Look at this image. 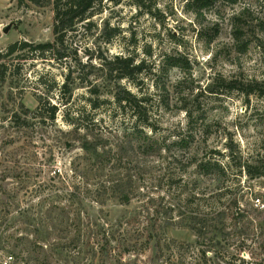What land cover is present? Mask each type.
I'll list each match as a JSON object with an SVG mask.
<instances>
[{
	"label": "rangeland",
	"instance_id": "rangeland-1",
	"mask_svg": "<svg viewBox=\"0 0 264 264\" xmlns=\"http://www.w3.org/2000/svg\"><path fill=\"white\" fill-rule=\"evenodd\" d=\"M195 3L194 0H103L90 17L92 26L82 22L67 32L64 43L57 49L63 52V57H37L29 48L22 53L27 60L17 62L15 54L11 56L14 60L9 70L14 71L17 62L20 75L11 74L0 94V233L7 239L1 260L4 261L15 235L31 236V226L25 228L20 222L22 216L19 215L20 220L17 218L19 210L28 209V215L33 217L47 215L52 206L66 205L65 195L77 186L81 191L88 188L96 192L101 183L108 185L111 177L128 171L139 186L135 192L138 196L129 204L115 198H105L104 204H99L89 197L79 207L83 214L90 212L115 231L112 258L104 264L264 263V177L251 178L244 171L233 169L226 188L218 186L212 173H199L197 166L210 150L224 153L222 158L217 154V159L228 162L226 144L245 160L263 151L264 7L256 0H212L198 10ZM244 8L252 15L239 22L241 36L236 41L232 17ZM53 17V0H0V50L15 42L51 41ZM105 21L119 29L109 41L102 34ZM8 25L9 30L4 32ZM125 51L145 61L143 72L133 82L124 79L121 83L133 92L143 91L150 96L157 120L156 132L152 133L155 138L165 139L168 145L180 136H188L189 130L192 132L193 140L187 148L172 146L169 152L182 160L181 170L163 148L162 156L145 158L142 175L135 159L115 166L107 164L100 171L91 159L94 166L89 171L88 159L81 162L78 159L83 157V151L63 144L71 137L63 133L68 134L72 128L62 118L67 107L85 105L88 113L91 111L95 119L101 120L102 126L107 127L103 137L112 150L123 140L122 128L131 127L132 122L122 123L125 115L113 103L110 93L103 96L109 101L90 109L85 98L89 95L87 84H83L74 90V102L65 107L59 102L58 91L45 94L35 79L45 74L48 80L61 83L68 72L75 77L94 79L87 64H98L100 54L111 57ZM176 58L182 65L169 67L161 76L160 83L167 89L162 93L169 101L168 107L162 108L158 105L159 92L153 86L154 73L158 70L159 74L166 60ZM94 73L99 78L92 82L111 83L112 80L105 81L102 72ZM231 81L237 88L230 87ZM250 86L255 90L247 94ZM40 94L60 105L55 124L42 123L30 114L25 126H16L12 117L15 112L21 113L19 104L33 111ZM193 153L196 161L190 164ZM77 163L80 172L86 171V177L75 176L73 165ZM168 173L173 175L168 177ZM220 190L237 194V204L227 205L226 198L223 199L222 207L232 209L229 219L220 232L199 237L194 229L198 225L184 219L183 213L202 210L189 201L195 202V197L208 191ZM51 194L56 198L51 199ZM186 198L189 200L185 203ZM72 207L76 210V205ZM166 207L175 210L165 214ZM56 234L47 236L49 243L57 239ZM150 236L160 240L162 253L156 251L154 242L148 244ZM74 253L75 249L66 253L67 259L55 254L52 264H89V260L75 262Z\"/></svg>",
	"mask_w": 264,
	"mask_h": 264
},
{
	"label": "trees",
	"instance_id": "trees-1",
	"mask_svg": "<svg viewBox=\"0 0 264 264\" xmlns=\"http://www.w3.org/2000/svg\"><path fill=\"white\" fill-rule=\"evenodd\" d=\"M103 0H53V39L51 41L28 43L27 41L15 42L10 44L5 50H0V94L3 86L8 83V77L11 74L20 75L19 64L17 62L27 60L23 57V50L29 48L34 52V56H40L42 58H61L63 52L57 51L59 46L64 43L65 36L68 31L75 30L80 23H85V26L90 27L93 25L90 21L95 7L100 5ZM141 2V0H137ZM212 0H194L198 10L208 6ZM227 2H234L235 0H223ZM261 2L264 7V0H256ZM251 11L248 8H244L236 12L233 15V33L236 41H239L241 36L240 21L244 17H250ZM264 30V24L261 26ZM119 33V29L115 26H111L109 22L105 21L103 27V36L106 41L111 40L114 36ZM243 47L246 44H241ZM13 54H15L17 67H14V71L9 70L11 63L14 60ZM57 54V55H56ZM98 64L89 63L90 74H93L94 79H86L82 77H75L72 72H68L61 83L54 80H48L45 74L39 75L35 80L38 85H41L45 89V94L58 91L60 95V103L65 107L71 105L74 102L73 94L74 90L83 87V84H87V90L89 95L86 101L89 102V108L96 109L101 106L102 103L109 101L108 98H103L105 93H110L112 101L115 105L120 108L125 115L123 124L127 125L126 122H132L131 127L124 126L122 130L123 140L117 144L116 148L112 150L111 146H107V141L103 137V130L107 127L102 126L101 120L95 119L94 114L88 113L85 105H78L75 109L67 107L63 113V121L68 125H71V131L64 135L71 136L63 141L64 146L67 148L78 147L83 151V157H78L80 162L83 158L88 159L89 165L88 170H92L90 161L93 159L96 170L100 171L107 164L111 166L120 165L127 161L136 160L139 166L138 170L141 175L144 172V168L141 167L144 164L145 158L149 156H162L161 150L164 148L165 152L172 157L173 162L177 163L178 168L182 169V160L173 153L170 155V149L172 146L179 148H187L193 140L191 130L188 131V136H180L177 141H173L170 144H166L165 139L161 140L155 138L154 134L157 128V120L154 117V111L150 105L149 95L146 92L141 91L133 92L121 83L122 80L127 79L133 82L136 75L143 72L145 68L144 59L137 60L135 55L129 51L115 54L111 57L98 55ZM178 59V60H177ZM166 60L163 65L159 68V74L156 75L153 81L155 90L159 92V107L166 108L169 105L168 98L163 95V91L167 90L164 83H160L161 76L171 66L182 65L179 62V58ZM104 74L106 77L105 81H111L110 84L104 82L97 83L98 75L94 72ZM85 82V83H84ZM255 83V82H254ZM264 84V81L261 82ZM135 84V83H134ZM9 85V84H8ZM231 88L235 87V82L229 83ZM257 85V84H256ZM112 86V89H107ZM138 86V84H135ZM163 90V91H162ZM255 90L253 87H249L247 94H250ZM264 94V89L261 91ZM44 95L39 96L38 105L35 110H30L25 107L22 103L21 115L17 112L13 113L12 120L18 127L25 126L28 121L27 117L33 114L39 118L42 123L49 121L51 124H55L57 112L60 110L59 104L51 103L50 100ZM154 97V96H153ZM73 109V110H72ZM149 130V131H148ZM151 131V132H150ZM150 132V133H149ZM228 153V162L223 163L220 159H217V154L222 158L224 153H220L217 150H210L205 152L204 157L197 163L199 173H212L214 180L218 183V186L229 187L228 181L230 180L231 170L236 169L238 172H245L251 178L253 177H264V148L262 152H258L256 155H252L250 159L245 160L241 155L237 154L231 145L226 144ZM195 153L190 157V164L195 162ZM208 154H210L208 156ZM130 156H132L130 158ZM79 163L74 164L75 176L86 177V171L79 169ZM116 168V167H115ZM173 173H168V177H171ZM140 178V177H139ZM133 179V174L128 171L126 174L118 173L114 177L110 178L97 189L96 192H92L86 189V191L79 190L77 186L76 190L71 191L65 195V200L68 203L64 206L60 204L54 205L50 208L47 215L33 217L29 216V210L24 209L18 211V220L21 219V223H24L27 228L31 226V236L19 235L14 236L13 240L9 243V247L6 250L4 261L0 259V264H52L51 261L53 255H59L61 258L67 259L66 253H70L72 249L76 250L73 257L75 262L82 263L83 260L88 261L89 264H104L112 258V252L114 247L111 245L112 240L115 237V231L106 221H99L98 218H93L90 212L85 211L84 214L79 208L82 205L83 200L92 198V201L99 204H104L105 198H115L122 204H129L130 201L138 196L135 194L139 188L138 184ZM168 184L171 186L173 183ZM102 187V188H101ZM182 192V191H181ZM180 193V192H179ZM51 199L56 198L55 194L49 195ZM228 196V197H227ZM60 198V195H59ZM100 198V199H98ZM188 198V197H187ZM185 203L188 202L187 199ZM226 198V199H225ZM228 198V199H227ZM196 201H189L191 204H195L197 207L208 209L210 211H190L183 213V218L190 222L198 225L196 233L199 237L207 238L209 233L214 231L220 232L222 226L229 219V212L232 213L230 206L237 204V194L229 195L227 192L218 191L210 193H204L203 196L195 197ZM225 199L228 207L224 206ZM73 205H76V210H73ZM174 207H166L164 213L173 212ZM198 210V208H197ZM73 211V212H72ZM73 213V214H72ZM21 215V216H19ZM49 224L51 227H48ZM57 233V239L50 242L47 236L51 233ZM207 235V236H206ZM216 235V234H215ZM214 235V236H215ZM154 239V240H153ZM5 237L0 233V255L5 248ZM47 240V241H46ZM148 244L154 242L153 246L156 251L163 252L164 247L160 243V240L147 238ZM48 242V243H47ZM205 255V251L202 253ZM158 255V254H157ZM264 264V263H262Z\"/></svg>",
	"mask_w": 264,
	"mask_h": 264
},
{
	"label": "water",
	"instance_id": "water-1",
	"mask_svg": "<svg viewBox=\"0 0 264 264\" xmlns=\"http://www.w3.org/2000/svg\"><path fill=\"white\" fill-rule=\"evenodd\" d=\"M10 28V25L6 26L5 29H4V32H7Z\"/></svg>",
	"mask_w": 264,
	"mask_h": 264
}]
</instances>
